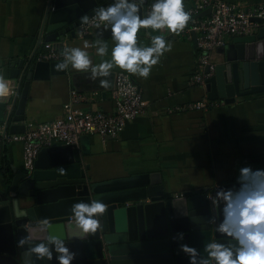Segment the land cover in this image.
Here are the masks:
<instances>
[{
	"label": "crops",
	"instance_id": "0c3cea01",
	"mask_svg": "<svg viewBox=\"0 0 264 264\" xmlns=\"http://www.w3.org/2000/svg\"><path fill=\"white\" fill-rule=\"evenodd\" d=\"M228 4L253 7L264 0H221ZM52 0H0V74L9 81L13 94L0 99V119L12 109L14 114L25 76L36 52L42 50L47 37L46 16ZM191 0H184L187 8ZM146 7H144L145 10ZM187 10V9H186ZM173 42L170 52L161 57L147 79L127 73L135 82L147 112L128 123L116 139L102 140L97 135H82L75 148L89 167L92 182H103L133 175H158L167 195L215 189L235 183L243 166L264 168V93L237 99L225 105L210 101L214 106L201 111L169 112L176 107L207 99L205 86H192L196 72L198 48L193 35L185 39L165 33ZM97 35L86 38L95 44ZM109 44L113 41L103 37ZM237 37H228L226 46ZM68 46L83 47L84 40L66 35ZM138 43L148 45L151 36L141 29ZM93 63H99L95 47L88 49ZM224 48L216 50L211 63L223 62ZM107 58V57H105ZM20 62H24L20 69ZM29 66V67H28ZM124 72L114 68L110 86L100 88L87 73L67 70L65 75L41 74L32 79L25 108L28 122L48 123L60 118L71 89L87 95L88 100L76 105L88 112L112 114L114 76ZM126 73V72H124ZM17 76L12 79L11 75ZM208 100V99H207ZM209 101V100H208ZM2 125V124H0ZM3 127V126H2ZM0 165L24 169L21 142H0Z\"/></svg>",
	"mask_w": 264,
	"mask_h": 264
},
{
	"label": "water",
	"instance_id": "95a60500",
	"mask_svg": "<svg viewBox=\"0 0 264 264\" xmlns=\"http://www.w3.org/2000/svg\"><path fill=\"white\" fill-rule=\"evenodd\" d=\"M111 0H52L45 22L46 42L73 38L80 17L92 16L95 9ZM151 2L146 0L145 6ZM186 10V7H185ZM211 9L198 17L210 15ZM260 23L259 19H254ZM149 31V30H147ZM111 37L110 30L98 28L97 35ZM196 37L193 34V40ZM223 62L207 66L204 81L207 99L225 105L264 93V27L237 37L224 47ZM60 62H32L12 109L0 119L8 136L25 132V108L32 79L41 74L65 75L56 65ZM24 62H20V69ZM16 75V74H15ZM14 74L12 79L17 78ZM132 84L136 82L131 78ZM89 167L75 146L52 142L39 151L33 169H16L0 165V264H28V256L17 241L27 236L30 245L49 235L63 239L74 252L72 264H188L179 250L177 233H184L183 243L201 251L210 240L224 237L215 230L221 207L214 203L217 190L204 189L167 195L158 175H133L115 180L92 182ZM235 183L218 187L231 188ZM99 199L107 210L100 218L102 228L84 239H74L68 229L74 203ZM27 211L19 217L16 206ZM46 222V223H45ZM28 245V246H30ZM27 247V246H26ZM36 261L35 264H58Z\"/></svg>",
	"mask_w": 264,
	"mask_h": 264
},
{
	"label": "clouds",
	"instance_id": "9594fccd",
	"mask_svg": "<svg viewBox=\"0 0 264 264\" xmlns=\"http://www.w3.org/2000/svg\"><path fill=\"white\" fill-rule=\"evenodd\" d=\"M145 3L146 0H111L107 6L96 8L92 16H81L82 25L93 22L97 28L103 25L105 30H110L113 41L110 54L109 44L99 32L95 44L85 39L83 47H64L63 60L55 66L56 69L87 73L91 80H98L100 88L110 86L108 77L114 68L147 79L161 57L173 48V42L165 33L179 35L188 26L192 15L185 10L184 0H152L146 14ZM141 29L149 30L150 44L138 43L137 34ZM90 47H95L96 55L101 57L99 63H93L88 51ZM12 92L9 81L0 74V99L9 97ZM213 201L222 206L215 230L224 240H210L201 251L183 243L184 233H177L175 239L180 242L179 250L188 264H264V168L240 167L236 186H217ZM106 210L107 206L99 199L74 203L68 224L72 237L82 240L95 235L102 228L100 218ZM16 213L19 217L28 215L18 204ZM17 245L24 248L28 264L51 261L54 254H58L55 255L58 264H72L76 255L63 239L51 235L31 245L24 236Z\"/></svg>",
	"mask_w": 264,
	"mask_h": 264
},
{
	"label": "built area",
	"instance_id": "2783aa9c",
	"mask_svg": "<svg viewBox=\"0 0 264 264\" xmlns=\"http://www.w3.org/2000/svg\"><path fill=\"white\" fill-rule=\"evenodd\" d=\"M147 1L152 2V0ZM150 5L146 6L145 14L150 9ZM186 9L191 13L192 19L178 36L188 40L193 34L196 37L199 54L196 72L190 80L192 86H204L205 79L209 77L204 70L207 66L211 71L213 70L211 56L216 50L226 46L228 37L248 36L264 27V4L246 7L239 4H228L221 0H191ZM207 9H211L210 15L199 18L198 15ZM254 19H259L261 22H255ZM100 28H104L103 25ZM96 29L98 28L93 22L86 25L79 24L74 31L73 38L84 40ZM67 46L65 38L55 42H45L42 50L35 53L34 61L61 62L63 60L62 49ZM112 99L115 104L112 114L101 111L88 112L76 108V105L88 100L87 95L71 89L60 118L48 123L28 122L23 134L13 136L4 134L3 127L0 126V142H21L24 169L31 171L39 151L49 147L52 142L76 146L82 135H97L102 140L116 139L128 123L147 112L148 104L143 100L138 88L132 84L131 77L124 72H117L114 76ZM212 106L214 103L202 99L176 107L169 112L201 111Z\"/></svg>",
	"mask_w": 264,
	"mask_h": 264
}]
</instances>
